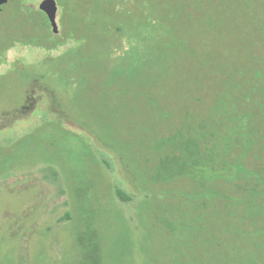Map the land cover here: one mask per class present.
Returning a JSON list of instances; mask_svg holds the SVG:
<instances>
[{"label": "rangeland", "instance_id": "rangeland-1", "mask_svg": "<svg viewBox=\"0 0 264 264\" xmlns=\"http://www.w3.org/2000/svg\"><path fill=\"white\" fill-rule=\"evenodd\" d=\"M43 1L0 7V264H75L72 221L63 216L79 187L91 189L107 264H178L157 205L192 199V184L188 177L162 190L152 183L159 160L153 145L187 112L205 107L193 99L200 73L209 82L234 64H260L264 39L252 30L264 36V0H58L67 21L86 31L85 38L61 40L59 50L57 40L24 44L34 27L24 5ZM181 5L187 16L180 17ZM41 15L37 10L33 19L43 21L47 36ZM118 90L122 95L112 93ZM233 223L240 247L226 264H264V233L238 214ZM197 252L206 262L210 254Z\"/></svg>", "mask_w": 264, "mask_h": 264}, {"label": "trees", "instance_id": "trees-1", "mask_svg": "<svg viewBox=\"0 0 264 264\" xmlns=\"http://www.w3.org/2000/svg\"><path fill=\"white\" fill-rule=\"evenodd\" d=\"M178 7H181L180 17L189 14L186 5ZM176 9L167 10L169 18L177 15ZM255 19L253 14L249 24H255ZM252 32L264 39L260 33ZM27 42L24 40V44ZM261 42L264 48V41ZM17 43L18 40L8 47ZM259 62L257 65L252 59L234 64L226 72L217 71L209 82L203 81L207 76L200 73L193 86V92L199 93L193 95V99L205 107L202 111L189 112L190 116L187 112L183 122H177L175 131L171 130L167 137L159 135V142L153 145L159 160L152 183L162 190L169 181L188 177L187 181L192 184L188 190L192 196L194 194L192 199H168L157 205L156 213L161 216L165 230L173 233L175 242L170 247L180 259L178 264H226L236 247H240L233 243L231 230L237 214L264 233V57ZM84 75H80V80L86 77ZM112 93L122 95L121 90ZM106 95L105 92L98 94L101 104L104 103L102 96L106 98ZM120 98L126 99L125 96ZM147 101L154 106L161 105L154 96H149ZM100 109L97 105L96 110ZM134 110L133 114L138 113V109ZM149 132L156 134L152 129ZM76 185L75 191L78 190ZM79 189L81 195L75 192L77 199L73 209L63 216L64 220L72 221V246L77 249L75 264H107V247L95 209L90 204L91 189ZM117 195L123 200L130 199L120 189ZM176 231L183 237L179 238ZM223 244L228 250L221 252ZM198 250L210 254L206 262L200 258Z\"/></svg>", "mask_w": 264, "mask_h": 264}, {"label": "flooded vegetation", "instance_id": "flooded-vegetation-1", "mask_svg": "<svg viewBox=\"0 0 264 264\" xmlns=\"http://www.w3.org/2000/svg\"><path fill=\"white\" fill-rule=\"evenodd\" d=\"M57 1V11H56V24L53 25L51 23L50 17L48 15V12L41 7V3L39 5H34V4H28V5H24V9H25V19L28 21V23L30 25H33L34 27L31 28V30L27 33L26 35V40H57L56 42V46L55 49L59 50V46L62 43L61 40H79L78 37L81 36L85 38L84 33H86V31L84 32L85 28L83 26H77L76 23H74L73 25H71L68 21L67 18L65 17V11L62 10V7L59 5L58 0ZM33 10H39L40 13L42 14L41 16L46 17L47 21L45 22V24H48V29L50 26L49 31L47 32V28L45 27V32L47 36H44V30L41 27L43 25V21L42 23L40 22H35L34 18V13H36V11L33 13ZM48 22V23H47ZM92 27H89L88 29V33H87V38H89V40H91L92 38L90 37L91 34L90 31ZM29 44V43H28ZM27 44V45H28ZM31 44H29L30 46ZM79 55L84 56V54L78 52ZM76 55V54H75Z\"/></svg>", "mask_w": 264, "mask_h": 264}, {"label": "water", "instance_id": "water-1", "mask_svg": "<svg viewBox=\"0 0 264 264\" xmlns=\"http://www.w3.org/2000/svg\"><path fill=\"white\" fill-rule=\"evenodd\" d=\"M9 0H0V7L6 4ZM41 7L44 8L50 17L51 23L55 25L56 22V11H57V1L56 0H45L41 2Z\"/></svg>", "mask_w": 264, "mask_h": 264}]
</instances>
